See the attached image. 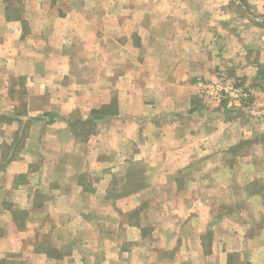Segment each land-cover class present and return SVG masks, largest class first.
Instances as JSON below:
<instances>
[{"label": "crops", "instance_id": "1", "mask_svg": "<svg viewBox=\"0 0 264 264\" xmlns=\"http://www.w3.org/2000/svg\"><path fill=\"white\" fill-rule=\"evenodd\" d=\"M0 264H264V0H0Z\"/></svg>", "mask_w": 264, "mask_h": 264}, {"label": "built area", "instance_id": "2", "mask_svg": "<svg viewBox=\"0 0 264 264\" xmlns=\"http://www.w3.org/2000/svg\"><path fill=\"white\" fill-rule=\"evenodd\" d=\"M196 84L198 93L214 103L225 101L232 105L247 96V89L243 83L226 74L211 79H199Z\"/></svg>", "mask_w": 264, "mask_h": 264}, {"label": "trees", "instance_id": "3", "mask_svg": "<svg viewBox=\"0 0 264 264\" xmlns=\"http://www.w3.org/2000/svg\"><path fill=\"white\" fill-rule=\"evenodd\" d=\"M86 130H87V132H94L95 131V129L93 128V129H89V127L88 128H86Z\"/></svg>", "mask_w": 264, "mask_h": 264}]
</instances>
